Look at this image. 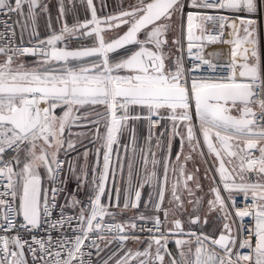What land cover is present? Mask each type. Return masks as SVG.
I'll return each mask as SVG.
<instances>
[{
  "label": "snow or ice",
  "instance_id": "snow-or-ice-1",
  "mask_svg": "<svg viewBox=\"0 0 264 264\" xmlns=\"http://www.w3.org/2000/svg\"><path fill=\"white\" fill-rule=\"evenodd\" d=\"M0 14L31 26L30 47L0 33V264H264V0L103 15L86 0L71 21L60 0L59 27L43 0H0ZM206 154L207 192L187 167ZM101 242L118 248L102 258Z\"/></svg>",
  "mask_w": 264,
  "mask_h": 264
},
{
  "label": "crops",
  "instance_id": "crops-1",
  "mask_svg": "<svg viewBox=\"0 0 264 264\" xmlns=\"http://www.w3.org/2000/svg\"><path fill=\"white\" fill-rule=\"evenodd\" d=\"M60 1L58 0H43V3H48L49 6H50V12H51V15L52 16H56L57 15V11H58V6L57 8H55L56 4L58 5ZM107 2V0H106ZM63 3L65 5V9H66V15H67V18L69 19V21L72 20V18L79 14L81 16V18H83L84 14H85V8H86V0H85V3H83V6L79 7V5H75L74 4V1L70 2L69 0H63ZM71 3V4H69ZM94 4L97 6H99V8H97V11H98V15H103V14H107V8L103 9V12L101 11V3L99 2H95L94 1ZM108 6H111V1L108 0ZM110 4V5H109ZM27 11V8L25 7V12ZM39 11V10H38ZM113 11H110L109 13H111ZM16 18H17V15H15V22H16ZM37 20H40L41 21V24L39 23V26L40 28L38 30H40L41 34L45 33L46 32V24H47V16L43 13H41L39 16H38V19ZM30 22V21H29ZM45 22V23H44ZM30 25V23H29ZM53 27H59L58 24L56 23H53ZM16 35H17V40L20 42V43H24V37L21 36L20 38L18 37V34H17V23H16ZM23 37V38H22ZM137 127V136H138V143L139 145L143 146L145 145V138L147 136V123H143V124H137L136 125ZM77 129H73V131H76ZM127 138V137H125ZM85 143H87V141H85ZM154 143V142H153ZM178 147V145L176 146ZM123 154V153H121ZM204 158H200L199 156L195 157V162H189L187 167H188V170L189 171H192L194 172V174L199 178L201 184L204 186V190L205 192H207V187H208V181L204 180L203 178V170L204 168L206 167L204 162H203ZM101 163H102V159H101ZM196 167H199L200 171L198 173L195 172V168ZM111 180L109 181V184H108V187L111 188ZM147 191L148 189H145L142 191V198L144 200L147 199ZM199 195V193H197ZM123 197V193L121 194V198ZM210 198V197H209ZM113 202H115L113 200ZM151 207V206H149ZM141 209L143 210V204L141 205ZM207 212V204L204 203L203 204V207H201L199 209V214L201 215V219L203 220V216L206 214ZM147 214V213H146ZM137 215V213L135 212V210H132V209H129L127 210L126 214L124 217H117V219H126L128 217H132V216H135ZM182 219H184L185 221H187V218L185 219V217H182ZM211 220H214V217L213 218H210V221ZM187 227V224L185 225ZM202 226V225H201ZM207 230H211V223L209 225V229ZM173 245H170V247H172ZM101 247L104 248V242H101ZM138 246L129 242L127 245H126V248H132L133 250H135ZM118 248V244L116 242H113V244L109 245L107 248H104V251L101 253V257L102 258H107V255H109L112 251H115L116 249ZM96 259V257H95Z\"/></svg>",
  "mask_w": 264,
  "mask_h": 264
},
{
  "label": "built area",
  "instance_id": "built-area-1",
  "mask_svg": "<svg viewBox=\"0 0 264 264\" xmlns=\"http://www.w3.org/2000/svg\"><path fill=\"white\" fill-rule=\"evenodd\" d=\"M7 22L9 25H13L15 28V32H16V22H15V15H11V16H7L4 14H0V33H4L5 32V28H4V23ZM206 27L209 29V31L212 30V25L209 23L206 25ZM197 34H199V32H197ZM226 39L228 38L227 36L225 37ZM2 42V41H0ZM14 43L18 46H24V47H30V43H20L17 40V35H15L14 38ZM186 37H185V58L187 59V53H186ZM216 52H220L221 55L219 57L216 56H212L211 58L213 59L214 62H219V63H225L228 61L229 59V55H230V46L226 45V44H207L205 49H204V53L205 56L207 57L209 53H216ZM256 108H258V106H256ZM259 118V108L257 111V119ZM206 152V149H205ZM258 155V153H257ZM204 159H207L209 161V164H205L206 167L211 165V157H208L207 154L205 155ZM237 202L239 206H243L244 204V197L242 195H237ZM249 203L251 202L250 199L248 201ZM249 218H245V220L247 221ZM93 260L94 262L96 261L95 259V255H93Z\"/></svg>",
  "mask_w": 264,
  "mask_h": 264
},
{
  "label": "rangeland",
  "instance_id": "rangeland-1",
  "mask_svg": "<svg viewBox=\"0 0 264 264\" xmlns=\"http://www.w3.org/2000/svg\"><path fill=\"white\" fill-rule=\"evenodd\" d=\"M60 1V0H58ZM70 2L74 1V4L75 5H79V7L83 6V3H85V0H69ZM95 2H100V0H94ZM111 1V6H108L107 8V14L110 12V11H116L117 10V6L118 4L121 2V0H110ZM126 2V0H125ZM107 3H108V0H107ZM71 4V3H69ZM110 5V4H109ZM57 6H59V4L55 6V8H57ZM84 7V6H83ZM97 8H99L98 4H97ZM100 9V8H99ZM19 20L20 23L18 24L17 23V34H18V37L20 38L21 36H25L23 39H24V43H28L29 42V39H30V32H31V26H29V28L25 31H23V34L21 33V25L24 23V18L22 17H18L16 18V21ZM30 23V22H29ZM39 23L41 24V21L40 20H37V28L39 29L40 26H39ZM45 23V22H44ZM53 23H55V17L53 16ZM40 31V30H39ZM45 33L41 34L42 36L44 35ZM31 59V58H29ZM255 110L258 111V108L255 107ZM203 207V205L199 206V209ZM189 211H191V206H189ZM185 219L187 218V216H184Z\"/></svg>",
  "mask_w": 264,
  "mask_h": 264
},
{
  "label": "flooded vegetation",
  "instance_id": "flooded-vegetation-1",
  "mask_svg": "<svg viewBox=\"0 0 264 264\" xmlns=\"http://www.w3.org/2000/svg\"><path fill=\"white\" fill-rule=\"evenodd\" d=\"M205 166H206V165H205ZM205 168H206V167H205ZM205 168H204V169H205ZM203 175H204V170H203Z\"/></svg>",
  "mask_w": 264,
  "mask_h": 264
}]
</instances>
